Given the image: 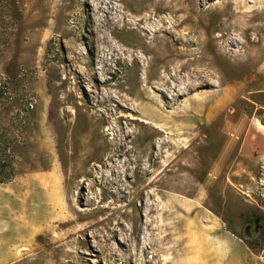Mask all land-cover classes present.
<instances>
[{
    "label": "rangeland",
    "instance_id": "374dc122",
    "mask_svg": "<svg viewBox=\"0 0 264 264\" xmlns=\"http://www.w3.org/2000/svg\"><path fill=\"white\" fill-rule=\"evenodd\" d=\"M0 79V264H130L145 227L139 264H264V0H0ZM54 175L82 235L29 244Z\"/></svg>",
    "mask_w": 264,
    "mask_h": 264
},
{
    "label": "crops",
    "instance_id": "0c3cea01",
    "mask_svg": "<svg viewBox=\"0 0 264 264\" xmlns=\"http://www.w3.org/2000/svg\"><path fill=\"white\" fill-rule=\"evenodd\" d=\"M43 182V201H44V223L48 225L49 227H44L43 229L41 227H34L33 230L29 231L26 234V242L30 243H37L39 242L38 239L41 235L45 237L44 243H46L48 246H50L52 243L56 244L57 239L61 240V235H63L64 238H62V243H67L70 240H75V235H79L82 233V229L80 232H72L71 228H67L63 230H60L59 233L56 232L55 226L58 223H66L70 219V215L67 212V202L64 193L62 192V182L60 177L57 175H54L52 177L48 178H42L40 179ZM32 199L34 201L41 200L38 196H33ZM105 222V220H102V222ZM106 224V223H103ZM102 231V245L105 249L110 250H116V255L119 254V250L115 248V244L117 242L116 237L113 239L109 238V231L106 229L105 225H100ZM216 227V226H214ZM145 230L139 231V237H134L133 239H130V264H139L144 257L146 256V259L149 258L151 255V260H153V253L154 249L152 246V239L148 238L146 234L148 233V227H145ZM69 230V232H67ZM68 233H71L69 237L66 235ZM115 233L114 231L112 234ZM106 234V235H105ZM82 235V234H81ZM66 236V237H65ZM229 239V238H228ZM192 261H194V257L191 258ZM147 261V260H146ZM169 261V260H168ZM171 264H183V257L182 255H174L170 258Z\"/></svg>",
    "mask_w": 264,
    "mask_h": 264
},
{
    "label": "trees",
    "instance_id": "16d2710c",
    "mask_svg": "<svg viewBox=\"0 0 264 264\" xmlns=\"http://www.w3.org/2000/svg\"><path fill=\"white\" fill-rule=\"evenodd\" d=\"M7 84L2 83L0 79V108L16 106V110L20 111L18 100L13 99L7 95ZM15 121L18 120V113L13 117ZM4 118L0 117V184L9 182L14 176L13 155L11 153V145L18 140V135L12 136L7 131V125L4 123ZM18 128L16 127V131Z\"/></svg>",
    "mask_w": 264,
    "mask_h": 264
}]
</instances>
